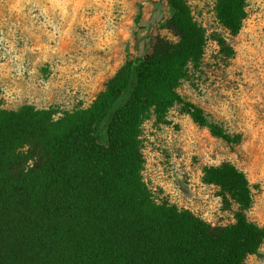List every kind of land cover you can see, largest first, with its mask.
I'll list each match as a JSON object with an SVG mask.
<instances>
[{
  "label": "trees",
  "instance_id": "obj_1",
  "mask_svg": "<svg viewBox=\"0 0 264 264\" xmlns=\"http://www.w3.org/2000/svg\"><path fill=\"white\" fill-rule=\"evenodd\" d=\"M166 2L175 39L159 37L127 60L89 106L0 105V264H245L259 254L264 226L248 219L252 190L232 163L203 175L235 206L227 225L158 200L144 181L143 125L168 124L175 106L228 144L242 139L178 92L200 68L207 34L186 0ZM215 13L235 35L245 0H217Z\"/></svg>",
  "mask_w": 264,
  "mask_h": 264
},
{
  "label": "rangeland",
  "instance_id": "obj_2",
  "mask_svg": "<svg viewBox=\"0 0 264 264\" xmlns=\"http://www.w3.org/2000/svg\"><path fill=\"white\" fill-rule=\"evenodd\" d=\"M207 34L200 68L178 92L239 133L228 144L173 107L168 124L143 125V178L155 198L213 226L234 221L204 169L230 162L247 177L250 221L264 226V0H245V17L232 35L218 21L217 0H186ZM166 0H0V105L69 111L87 107L127 61L149 53L165 27ZM225 40L228 57L216 42ZM245 264H264V242Z\"/></svg>",
  "mask_w": 264,
  "mask_h": 264
}]
</instances>
